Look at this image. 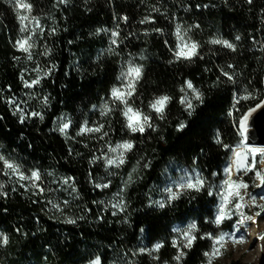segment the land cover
<instances>
[{"label":"trees","instance_id":"trees-1","mask_svg":"<svg viewBox=\"0 0 264 264\" xmlns=\"http://www.w3.org/2000/svg\"><path fill=\"white\" fill-rule=\"evenodd\" d=\"M25 2L44 27L33 37L42 78L32 89L24 87L25 55L15 44L24 34L16 10L0 0V155L29 174L39 170L45 191L34 195L20 187L3 175L0 162L7 193L0 196V238L7 237L6 246L0 243V264H88L98 258L100 264H215L227 256L224 246L214 257L205 253L213 251L208 237L230 232L239 218L214 224L225 168L241 144L239 120L264 100V0ZM145 18L154 22L141 23ZM177 25L199 44V56L191 61L174 55ZM214 38L234 43L236 51L209 43ZM130 64L142 68V78L129 102L154 126L143 135L127 129L123 105L111 99V90L123 87L121 74ZM221 69L234 74L235 82ZM187 81L203 97L202 103L193 100L191 114L180 102L191 98ZM246 91L256 98L237 104ZM160 96L171 98L163 119L149 107ZM12 98L43 119L20 123L15 105L7 103ZM105 104L113 109L108 115L100 111ZM64 120L71 122L66 136L58 130ZM85 122L103 125L107 135H77ZM181 123L185 127L178 130ZM128 140L136 147L114 173L102 159L93 162L108 145ZM197 174L205 181L200 191L180 187ZM251 175L248 190L255 192ZM104 183L110 186H95ZM169 190L179 198L170 200ZM120 200L122 212L111 206ZM242 213L252 216L253 209ZM192 225L196 240L182 248V233ZM157 244L162 245L158 251Z\"/></svg>","mask_w":264,"mask_h":264},{"label":"snow or ice","instance_id":"snow-or-ice-1","mask_svg":"<svg viewBox=\"0 0 264 264\" xmlns=\"http://www.w3.org/2000/svg\"><path fill=\"white\" fill-rule=\"evenodd\" d=\"M6 3H10L12 7L16 10V14L18 20L20 22V29L19 31L23 33L19 39L16 40L15 44L18 51L27 54V59H32V49L35 47L36 42L33 37L39 32L41 35L44 32V27L40 23V18L38 16L32 15V5L31 3L25 2V0H5ZM69 0H56L57 4H67ZM248 4H252L253 0H246ZM199 7V6H197ZM207 7V5H205ZM123 21L127 22V17H122ZM154 22L151 21L150 18H145L142 20L141 23H148ZM196 27H199L197 25ZM157 32H161V29H155ZM113 37H118L119 32L113 31ZM175 36L177 39V46L174 52V55L177 60L184 59L187 61L193 60L195 57L199 56V44L190 37H187V32L182 31L180 25L176 26ZM236 40H239L240 37L236 36ZM112 44H116V39H113ZM209 43L213 45H221L223 48L229 49L232 52L236 51V45L228 40L221 39V38H214L209 41ZM202 58V57H201ZM229 68H232L233 65H228ZM222 74L232 82H235L234 74H230L229 72L223 71L221 69ZM49 73H45L47 75ZM142 78V68L139 66H130L127 68L126 72H122L121 79L125 81L123 87H114L111 90V99L114 102H119L123 105L122 115L126 120V127L132 133H140L143 135L146 130L153 129L154 126L151 122V117L149 115L144 114L141 110L135 109L129 104V100L135 94L136 85ZM23 79V76L21 77ZM39 79H34L32 81H25L24 87L25 88H33L35 85L39 84ZM186 90H189L191 93V98L185 96L181 99V104L185 105L186 111L191 114L194 111V104L193 100L199 101L200 103L203 102L202 94L194 87L191 81L186 82ZM184 91V89H182ZM256 97L251 92H245L244 95L238 97L236 99V103L239 104L241 100H250L255 99ZM170 97L168 96H160L156 98L149 104V107L156 113V115L160 118H164L165 110L167 108L168 103L170 102ZM47 97L44 98V103L47 104ZM7 103L11 105H15L14 114H18L20 118V123H24L26 118L29 117H39L41 120L43 119V115L39 112L32 111L30 113H26L24 108L20 107V104L17 103L15 98L9 99ZM264 108V100H261L253 107H249L244 114L241 116L239 120V134L241 137V144L238 145L236 148L232 149L234 159L232 163L227 168V175L228 178L223 182L221 188L223 189L220 192L221 202L219 205L218 213L215 216L214 224L217 227H221L225 221L233 220V211L228 210V205L232 202V198L235 196L236 202L233 205V210L235 213L238 214V219H236L232 225V230L228 233L221 232L218 236L210 235L208 238L213 240V251L211 253H205L206 256H216L221 253V249L223 245L231 241L232 243H239L241 241H246L247 238V231L245 226V231L241 232V226L244 225L245 219L251 221L253 217L251 215L245 217L243 213L239 210L242 207H246L242 203L244 197L240 195V189H247L249 185L243 182L242 179L233 180L232 174L233 169H235L236 174L239 176L240 173H248L250 171L254 172V176L259 178L260 180V187L264 188V173H261L258 170H254V166L256 164V154H259L260 163H264V147H249L244 141L247 140V136L245 133L247 132V124L249 118L255 113L258 109ZM113 109L110 108L107 104L101 108L102 115H108ZM71 122H63L59 127V132L63 135H67V130L70 127ZM185 125L181 123L178 127V130H183ZM86 133H102L100 137L103 139V136H106L107 133L103 132V125L89 127L87 122L83 124L80 131L77 132V135H84ZM136 145L128 140L117 143L115 146L108 145L107 153H102L101 156H97L93 158V162L97 160H103L104 164L107 168L115 167L119 169L126 163V157L129 152H132ZM243 149V151L241 150ZM249 157H251V164L247 163ZM0 162L3 164V175L14 177L15 181L20 184V187L25 188L26 190L31 189L34 195H38L43 193L45 189L41 186V173L39 170H33L29 175H25L24 172L21 171L20 165L16 164L9 159H6L3 155H0ZM147 166V165H146ZM129 181H131V176L129 177ZM26 182V183H25ZM67 183V181H64ZM205 181L201 178L198 174L194 177L187 178L186 183H182L180 185L181 188H187L193 191H200L204 187ZM97 188H107L110 186L109 183L104 184H96ZM127 185H125L126 187ZM3 185L0 184V196H7V193L3 191ZM15 190V189H13ZM123 191V189H122ZM211 194V193H210ZM259 196L260 199H264V191H261L258 194H254L250 199L255 200ZM179 198V194L176 192H171L169 190V199L175 200ZM51 203V201H49ZM67 203V202H65ZM157 206L163 208L165 204L163 202H155ZM114 209H118L119 211H124V204L123 201L120 200L117 203H113L111 205ZM54 207H59L58 205H54ZM117 213L114 211L112 215H116ZM260 213L257 212L256 215ZM68 223H75L74 220H68ZM195 231V225L190 226L186 231L182 233L183 243L182 248H190L196 240V236L193 235ZM239 233V235H238ZM260 239H264V237H258V241ZM0 243L7 244V237L4 236L0 238ZM173 246L177 247L178 249L181 248V244L177 242H173ZM162 245L157 244L155 246V250H159ZM144 252V249L140 250ZM150 254V253H149ZM184 255V252L181 250L179 251V255H177L174 259L179 261L181 257ZM93 264H100V261L97 259L93 262Z\"/></svg>","mask_w":264,"mask_h":264},{"label":"rangeland","instance_id":"rangeland-1","mask_svg":"<svg viewBox=\"0 0 264 264\" xmlns=\"http://www.w3.org/2000/svg\"><path fill=\"white\" fill-rule=\"evenodd\" d=\"M25 55V63H26V67L24 68L22 74H23V79H24V82L25 81H32L34 79H41L42 78V74H41V71L40 69L38 68L37 64H36V55H37V45H35V47L32 49V59L31 60H28L27 59V54L24 53ZM125 83V81H124ZM32 89V88H31ZM130 101V100H129ZM130 106L131 103L129 102ZM133 107V106H132ZM134 108V107H133ZM26 113H28V111H26ZM63 122H67V121H60L58 122V128L61 126V124ZM88 125V124H87ZM89 127H93V126H90L88 125ZM250 147H260V146H250ZM243 151V149H241ZM231 159V158H230ZM249 164H251V157H249ZM231 164V160L229 162V165L225 168V176H227L228 178V175H227V168L230 166ZM21 168V171L24 172L25 175H29V173H27L23 168L22 166H20ZM117 168L115 167H112V168H109V173L112 174L114 173L113 170H115ZM254 170H258L260 171L261 173H264V163H260V157H259V154H256V164L254 166ZM251 173H253V171H250L248 173H240L239 176L236 174L235 172V169H233V174H232V179L233 180H237V179H242L243 182L245 183H249V180H251ZM0 184H2L0 182ZM4 187H3V191L5 189V183L2 184ZM260 180L259 178H256V188H255V192H249L248 188L247 189H240V195L244 197V200L242 201V203L244 205H246V207H242L239 211L242 213V211H244L245 209L247 208H252L253 209V219L251 221L245 219L244 221V225L241 226V229L240 231L241 232H244L245 231V226L246 227V231H247V238H246V241H241L239 243H232L231 241H228L226 242L223 246L227 252V256H220L217 261L215 262V264H223V263H228L230 261H240L242 264H264V258L263 259H260V255H261V249H262V246L264 247V239H260L258 241V237L254 238V235L256 234L257 232V228L259 227V225L263 224L264 223V199H260L259 196H257V198L255 200H252L250 199V197H252L254 194H258L260 193L261 191H264V188L260 187ZM120 194H117L115 196V198H113L114 200H118L120 199L121 197L119 196ZM236 197L234 196L232 198V202L228 205V210L229 211H233V220L235 219L236 216H238L237 213H235V211L233 210V205L235 204L236 202ZM221 202V201H220ZM259 212L260 214L259 215H256V213ZM1 235V233H0ZM239 235V233H238ZM261 237H264V233L261 235ZM249 238H254V242L256 243V251H258V253L254 256H249L248 254L244 253L243 250H244V245L247 241H249ZM2 246H6V244H3L1 243ZM98 260L100 261V259L98 258ZM95 261V260H94ZM90 262L88 264H93V262Z\"/></svg>","mask_w":264,"mask_h":264},{"label":"water","instance_id":"water-1","mask_svg":"<svg viewBox=\"0 0 264 264\" xmlns=\"http://www.w3.org/2000/svg\"><path fill=\"white\" fill-rule=\"evenodd\" d=\"M246 132L247 140L244 141L248 146L256 145L264 147V108L258 109L249 118Z\"/></svg>","mask_w":264,"mask_h":264},{"label":"bare ground","instance_id":"bare-ground-1","mask_svg":"<svg viewBox=\"0 0 264 264\" xmlns=\"http://www.w3.org/2000/svg\"><path fill=\"white\" fill-rule=\"evenodd\" d=\"M248 131V129H247ZM246 134V133H245ZM252 146V145H251ZM256 146V145H254ZM250 147V146H249ZM234 159V156H233V153L231 155V163H232V160ZM247 163H249V160L247 161ZM264 233V223L259 225V227L257 228V232L256 234L254 235V238L256 237H261V235ZM254 238H249V241H247L245 243V247H244V250L243 252L248 254L250 257L251 256H254L258 253V251H256L255 247H256V243L254 242ZM261 251V255H260V259H263L264 258V247L262 246V249L260 250Z\"/></svg>","mask_w":264,"mask_h":264}]
</instances>
